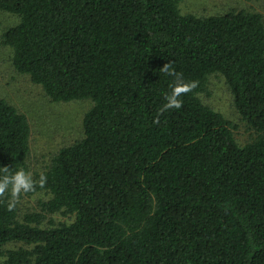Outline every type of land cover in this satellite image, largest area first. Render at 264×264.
<instances>
[{
	"label": "trees",
	"instance_id": "16d2710c",
	"mask_svg": "<svg viewBox=\"0 0 264 264\" xmlns=\"http://www.w3.org/2000/svg\"><path fill=\"white\" fill-rule=\"evenodd\" d=\"M19 17L4 33L13 64L55 101L91 99L84 136L41 173L42 226L0 198L6 264H264V15L247 9L200 16L179 0H0ZM198 87L159 114L174 78ZM221 74L253 129L205 103ZM28 116L0 98V170H29ZM3 172L0 171V176Z\"/></svg>",
	"mask_w": 264,
	"mask_h": 264
},
{
	"label": "rangeland",
	"instance_id": "374dc122",
	"mask_svg": "<svg viewBox=\"0 0 264 264\" xmlns=\"http://www.w3.org/2000/svg\"><path fill=\"white\" fill-rule=\"evenodd\" d=\"M183 13L200 16L224 13L229 10L247 9L264 15V0H179ZM19 22V17L0 9V98L14 104L25 113L31 123V152L28 158L33 177L44 171L60 148L72 144L84 136V117L93 105L91 99L55 101L44 87L33 82L28 74L19 72L13 64V49L4 43V33ZM203 101L223 113L234 126L240 144L247 143L254 135L253 129L238 112L233 94L221 74L210 76L207 91L201 93ZM51 193L41 190L31 195L22 194L16 203L20 218L27 213L45 215L42 226L57 225L74 219L63 211L49 212L45 203ZM27 247L24 242H8L0 249V264H6L7 251Z\"/></svg>",
	"mask_w": 264,
	"mask_h": 264
},
{
	"label": "clouds",
	"instance_id": "9594fccd",
	"mask_svg": "<svg viewBox=\"0 0 264 264\" xmlns=\"http://www.w3.org/2000/svg\"><path fill=\"white\" fill-rule=\"evenodd\" d=\"M159 71L174 78V84L171 85V92L165 96L166 103L163 105L162 110L158 112L156 123H159V114L162 111L170 109H180L183 106L182 96L187 95L198 87L197 81L185 82L183 74L176 72L172 62L165 63ZM3 175L0 176V198L8 196V210L12 211L16 203L20 200L22 194L34 192L37 185L44 188L47 183V176L41 173L38 180L33 178L30 171L21 168L14 173L10 172L8 166H4L2 170Z\"/></svg>",
	"mask_w": 264,
	"mask_h": 264
}]
</instances>
